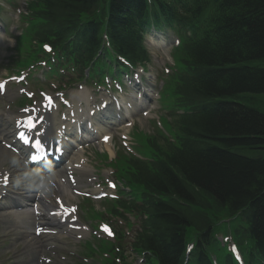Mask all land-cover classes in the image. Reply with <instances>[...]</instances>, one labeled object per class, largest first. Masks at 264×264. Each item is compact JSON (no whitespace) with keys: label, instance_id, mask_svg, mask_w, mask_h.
Wrapping results in <instances>:
<instances>
[{"label":"trees","instance_id":"16d2710c","mask_svg":"<svg viewBox=\"0 0 264 264\" xmlns=\"http://www.w3.org/2000/svg\"><path fill=\"white\" fill-rule=\"evenodd\" d=\"M152 1L157 26L190 34L171 81L169 132L158 131L149 160L129 159L125 173L152 194L144 245L162 264H177L193 227L201 233L195 254L203 256L214 218L239 213L237 242L264 254V113L248 100L264 94V0ZM147 7L146 0H32L30 27L38 45L54 40L76 63L97 55L102 33L131 62L145 61L137 17Z\"/></svg>","mask_w":264,"mask_h":264},{"label":"rangeland","instance_id":"374dc122","mask_svg":"<svg viewBox=\"0 0 264 264\" xmlns=\"http://www.w3.org/2000/svg\"><path fill=\"white\" fill-rule=\"evenodd\" d=\"M26 0H16V3L18 5H13V4H9V3H4L2 5L3 10L0 12V16L4 17H9L10 18V27H12L11 29H17L18 31H21L22 29V23H18V15H17V10L16 8L18 6H20L22 8L23 11H25L26 13ZM21 24V25H20ZM16 32H14L15 34ZM12 38H14L12 36ZM10 38V36H5L3 39V43L0 44V78L1 79H5L6 82V88H10L9 90L15 93V96L13 97V99H6L4 96L0 95V101H3L2 103L0 102V111L7 112V111H14V112H18L20 111L22 107H24L23 105H21L22 107H20V104L24 101H26L25 103H29L27 102V99L25 97H27L26 92H22L21 94H18V91H20L21 89H24L23 85L20 82H16L14 79V76L19 75L16 74L15 72V65L12 62L13 58H17L19 53L17 52V50H14V48H11L14 45V41L13 39ZM12 41L11 43L9 41ZM148 48L150 49V63L147 66L148 67V76L150 77V81H155V80H160V77H163L164 79H167L168 77H166L168 74H170V72H165V65L168 66H173L174 63H177V58L175 56V58H172V46H167L164 47L162 49L160 48H156L153 46H149ZM13 49V50H11ZM29 50L31 49L30 47L28 48ZM26 48H25V52L24 54H26ZM23 54V55H24ZM11 57V62L9 61ZM174 57V54H173ZM13 63V64H12ZM35 73H37V71H35ZM41 76V75H39ZM38 81H40L38 79ZM36 81L35 83H40ZM48 80H41V83L44 85H46V88L48 91L52 90V88L48 87V85L52 86L53 88H55V86L57 85L56 82H48ZM160 84V81H159ZM44 85V86H45ZM30 87H26V91L27 93H31L32 91L34 92L32 95L33 97L31 98L33 101L34 99L37 97L36 95H38L37 88L33 87V85H29ZM88 89H90L92 91V94H97L99 95L100 93H103V90H100L98 88H96L94 85H90V86H84ZM76 88V87H75ZM77 88H80V86H78ZM160 89V85L158 86L157 92ZM71 89H66L65 95L66 98H69V94ZM100 90V92H99ZM23 94V95H22ZM162 94L164 95V99L166 97V93L162 92ZM262 96H264V94H262ZM59 101H63V99L61 97H59ZM66 108V105L63 104V107L61 108V110L64 112V109ZM151 111L154 115L157 116V111H159V114H163V117L166 114V112L162 111V109H160L159 107V101L156 100L151 108ZM136 122L137 124L131 128H138L140 130H142V132H146V133H150V134H155L156 132V128L154 123L149 122L150 119L145 118V116L142 113H139L135 116ZM165 124V123H164ZM115 132V131H113ZM120 135L121 137V130L118 133H113L114 138H116L117 135ZM131 135V131L129 133ZM133 141V139H132ZM131 142V141H130ZM132 144V143H131ZM123 145L124 147H126L122 141H120L119 146ZM92 151H94L95 153L97 152L98 149H100V146L98 144H92V146H90ZM4 148V144L0 141V149ZM120 148V147H119ZM119 150H123L122 148H120ZM92 153H87V155L90 158V162L93 161V155H91ZM96 164H98V166L101 169V173H104L106 171V166L100 165V163L95 160ZM4 165L10 166L7 161H4L3 163ZM11 167V166H10ZM113 173V171H111ZM110 206V203L108 202H104L103 204H101V201L94 202V208L97 210H102L104 209H108V207ZM91 207L88 203H85L84 206H82V209L84 208H89ZM93 212V209H90V211L85 212L86 215L91 214ZM2 221H0V263H4V264H47L46 259L51 258V254L49 252L45 253L46 257H42V258H30L25 256L26 253H28L30 251L31 248L25 247L24 243H22L20 241V234L15 232V231H11V230H6L7 224L4 226L3 224H1ZM4 223V222H3ZM20 244H23V246H20ZM63 247H66V244L63 243L62 244ZM90 246L91 244H87V245H83V250L85 251V253H83V256L88 257L92 262L94 263H101L103 264V260H100V258H102V252H95L94 255L91 254L90 251ZM216 248L220 249L221 252L224 251V244L223 242H220L217 244ZM74 249V248H73ZM247 246L243 247V251L245 253V251L247 250ZM63 257L65 258L64 261L67 264H73V262L76 260L75 257H71V258H67L63 255ZM31 262V263H29ZM94 263H86V264H94ZM48 264H54V263H48Z\"/></svg>","mask_w":264,"mask_h":264},{"label":"bare ground","instance_id":"6f19581e","mask_svg":"<svg viewBox=\"0 0 264 264\" xmlns=\"http://www.w3.org/2000/svg\"><path fill=\"white\" fill-rule=\"evenodd\" d=\"M6 92L9 93L8 94L9 96L12 95L11 92H8L7 90ZM71 100H72L71 107L73 106L74 107L72 110H69V113H68L67 118H70V121H71L70 115L74 113L75 111L79 112V109H80L79 105L83 104V100L86 102L87 106L89 102L90 103L93 102V100L90 99V94L87 93L86 90L72 92ZM248 100L252 102L253 104H255L256 108H258L264 113V96L261 95V97H252V98H249ZM54 104H56V101H54ZM44 109L45 108L42 107V104H40L38 117L34 118V120L30 122L33 124H38L39 122L48 120V122L50 121L52 125L57 126L58 121L56 119L55 106H53L52 110L46 109V112ZM91 109H93V107H91ZM30 115L31 114H25V113H20V112H8V114L5 117L4 114L0 113V126H1V123H4V121L5 123L8 124V126L5 129L6 131L4 132V136L6 137L10 136L9 127L11 126V124L12 126L13 124H15L18 127H23V125L18 122L24 118L29 117ZM64 123L65 122H62V124ZM97 130H100L101 132H106L108 135H110L109 130L103 129L102 127L97 126ZM123 134L126 135V130H124ZM95 137H98V134L96 132L93 133V139ZM7 143H9V141ZM66 146H67V143H64L63 147L65 148ZM105 146L108 149H110L109 143H105ZM70 149H71L70 156L75 157V158L71 159V162L69 164L71 166L65 167V169H71L70 173H72L73 171H76L78 173L84 174L87 178V181L89 183H92L93 181L92 178L94 176L92 175V170L88 167L87 160H83L82 158L83 151L77 150L74 147ZM11 155L13 154H11L8 150L0 149V166H2V163L6 161V158L10 157ZM65 169L63 168L62 170H59L62 180L69 179L67 177L68 174L65 171ZM15 175H16V170L13 168L12 170H9L8 168L5 167V168H2L0 172V180L2 182L4 181L7 182L5 183L7 184V186H2L0 193L5 192L6 193L5 196H7L6 198H8L11 201V205L5 206L3 208L4 211L0 212V218L5 221H8L7 223L9 224V226H16L17 228H19L20 233L23 235L24 238L27 239V243L33 247L37 245L35 247L36 252L37 250H39L37 253H42L44 251L43 248H48V247H53V246H49V245L47 247L45 245L41 246V243L45 241L44 238L46 235L42 234L40 236H37L35 234L37 228L42 227L45 230L48 228L47 226H56L57 222L55 221V219L60 220L61 217L59 215H55L52 213V211L57 210L55 201H61L62 203H65L64 204L65 206H70L72 205V201L74 199H77V196L74 194L73 189H71V185L69 183H63L62 185H60V187L58 188L56 192V196L50 197L51 199L38 197L35 194H32L31 196H29L25 194L24 192H22L21 190L14 188L13 177ZM72 183L75 186L74 189H76L77 187L75 185V181H72ZM81 183L82 181L79 180V183H78L79 191H82ZM35 210L41 211V215L36 216L34 214ZM43 211H45L46 213L45 214L42 213ZM66 222L72 224V228L77 230L76 234L78 235L79 238H82L87 234V232L84 229L76 225V218L74 214L70 217H67ZM58 224L60 225V223ZM45 234H51V233H45ZM52 234H55L58 236L59 235L58 229L56 228V231ZM61 234H63V232ZM61 236L62 235H59V237Z\"/></svg>","mask_w":264,"mask_h":264},{"label":"clouds","instance_id":"9594fccd","mask_svg":"<svg viewBox=\"0 0 264 264\" xmlns=\"http://www.w3.org/2000/svg\"><path fill=\"white\" fill-rule=\"evenodd\" d=\"M11 42V41H9ZM7 163L16 170L13 186L31 196L50 198L56 195L63 184L59 170L51 160H45L39 167L33 168L31 161L20 155L6 158Z\"/></svg>","mask_w":264,"mask_h":264},{"label":"snow or ice","instance_id":"6c2138e0","mask_svg":"<svg viewBox=\"0 0 264 264\" xmlns=\"http://www.w3.org/2000/svg\"><path fill=\"white\" fill-rule=\"evenodd\" d=\"M50 99V98H49ZM37 146H42L41 145V142H37ZM29 159L31 160V161H36V162H39L41 159H42V157H40L39 155H36V154H30V156H29ZM115 185H113V187H114ZM106 230H108V229H106Z\"/></svg>","mask_w":264,"mask_h":264}]
</instances>
